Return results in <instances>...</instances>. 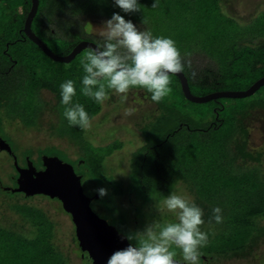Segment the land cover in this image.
Returning a JSON list of instances; mask_svg holds the SVG:
<instances>
[{
  "label": "rangeland",
  "instance_id": "1",
  "mask_svg": "<svg viewBox=\"0 0 264 264\" xmlns=\"http://www.w3.org/2000/svg\"><path fill=\"white\" fill-rule=\"evenodd\" d=\"M6 1H10L8 4L11 9L14 8L17 14L24 16V7L28 6L27 0ZM46 8L44 6L41 9V18L35 21L33 31L37 34L39 29H42V34L45 33L46 36L45 30L52 29L54 39H60L64 43L43 42L52 46L49 48L55 53L62 52L64 44L65 48L73 47L81 39L97 44L101 39L99 31L104 21L114 12L125 15L113 6L112 0H75L63 13L54 16L48 23ZM221 10L230 22L223 25L219 35L214 34L213 22L203 23L196 18L193 19V28L186 25L189 24L188 21L177 31L169 27H160L158 23L152 24L150 18H141L133 14L125 15V18L132 20L141 30L151 31L154 36L170 37L176 42L185 62L183 73L192 81L190 84L194 94L208 95L220 90H246L259 80L258 78L253 82L246 79L247 73L254 66L259 67L256 63L258 60L264 62V0H224ZM186 18L187 16L183 15V19ZM143 19L146 23H142ZM4 20L8 18L0 16V21ZM21 25L16 18L8 21L5 28L0 23V101L6 99L5 105L0 106L7 111L0 115V140L7 141L12 146L20 165L26 167L29 159L38 165L40 159L43 165L42 161L46 156L59 157L65 162L70 161L77 174L84 175L83 186L87 194L94 193L99 187L108 190L106 197L91 204L92 208L125 236L142 232L153 223L173 219L166 210L157 211L156 205L162 204L164 198L159 201L150 200L139 191L142 176L134 174V163L136 162L138 167L143 163L146 175L150 177L147 178L148 183H152L155 177L157 190L159 192L161 190V194L167 190V174L172 171L177 178L175 190L172 192L188 197L197 205L205 206V210L202 206L199 207L204 211L205 225L213 236L211 239L208 237V241L212 243L208 249L230 253L235 246L233 243H239L246 238L244 231L246 225H241L243 212L259 202L257 194L261 187L258 173L260 171L264 174V169L249 167L243 168V172L235 171L231 166L233 159H230V156L236 150L233 148L230 152L228 142L230 143L235 130L234 111L246 106L254 107L256 101L264 100V87L246 98L232 100L220 98L207 103L188 104L187 99L183 101L181 99L183 96L177 92L179 84L177 80L180 79L172 74V93L164 103L170 101L168 105L174 104L180 114L166 108L167 104L156 105L150 99H146L136 107L139 111L140 106L148 109L146 112L150 114L157 106L158 110L156 108L155 111L157 118L151 120L150 114L146 117L148 123L144 130L133 128L131 130L129 124L131 121L134 123L131 118L135 113L133 116L125 115L124 109L127 104L121 103L119 98L113 95L103 105H93L91 100L79 94V83H76L78 95L74 99L83 104L93 117L90 129L84 131L78 127H69L63 118L64 106L60 103L59 88L62 83L59 80L62 77H54L52 72L47 75L41 73L54 69L63 75L65 72L60 71V67L65 66L73 74L82 77L81 59L86 56L89 49L83 50L69 63H59L50 59L40 48V53L47 59H43L44 69L35 68L32 66L36 63L35 57L34 62L31 60L35 55L34 50H29L33 48L31 44H19L15 47L7 45L18 38L16 35ZM236 65L239 67L235 68ZM238 71L239 74H236ZM43 84H51L53 87L50 90L42 87ZM211 89L216 90L210 92ZM261 107L263 106L258 104V108L252 110L255 116L248 120L249 127H252L250 146L254 148L261 145L260 139L264 137V109H259ZM97 109L100 112L96 111ZM181 123L192 130L200 129L188 132L187 128L183 127L181 131L176 132ZM118 129L121 131L119 139L114 135ZM170 133L176 135L168 138ZM164 139L167 142L161 141ZM156 141L161 146L156 150L150 148L152 152L149 151L146 146L150 147L149 144H155ZM89 144L90 148L87 151H93L97 155L91 159L99 158L101 161L98 174L88 163L81 164L83 160H77L80 159L81 149L85 151ZM163 145L166 147H162ZM168 145H174L175 148L168 152L166 149ZM138 151L139 154L135 156ZM8 156L6 153H0V159H11ZM84 157L90 160V154ZM42 165H39L38 169L42 168ZM13 174L17 176V167L0 160V177L4 188L17 187V182L9 178ZM0 193L6 195V200L20 199L22 205H27L15 212L11 210L12 205L6 204L2 207L10 218L8 224L6 221L2 223L1 226L6 229L0 231V237L7 234L24 239L34 243L39 251L50 250L53 245L48 244L58 241L62 246H69L68 254L71 257L69 264H80L81 259L71 254L72 249H78V243L72 242L74 226L62 205L60 212L59 204L41 195L28 196L32 198L25 200L23 194L7 195L1 191ZM206 206L222 209L223 219L218 223L220 227L215 221L208 222L212 215L206 213ZM204 231L207 232V229ZM55 237H58V240ZM130 242L134 245L137 243L135 238ZM204 249L207 247L201 249V254ZM175 251L176 258L181 260L179 249ZM50 252H48L50 258L43 255L38 263H47L49 259L52 260L51 264L63 261V255ZM258 252L260 254L264 252V244ZM212 257L214 260L212 264H264L259 260V256L251 263L245 259L223 260L219 263L218 258ZM200 264L203 263L200 261Z\"/></svg>",
  "mask_w": 264,
  "mask_h": 264
},
{
  "label": "clouds",
  "instance_id": "2",
  "mask_svg": "<svg viewBox=\"0 0 264 264\" xmlns=\"http://www.w3.org/2000/svg\"><path fill=\"white\" fill-rule=\"evenodd\" d=\"M112 3L125 15L143 11L140 0H112ZM158 3L159 0H153L152 7H157ZM125 15L114 12L100 27L101 39L81 61L83 75L79 82V94L97 105H103L115 95L121 103L127 104L125 115L131 116L138 111L136 105L142 103L136 98H132L129 103L136 90L143 91L145 99L155 104L161 103L172 93L171 75L184 72L185 62L172 38L154 36L151 31L141 30ZM142 23L146 21L143 19ZM59 88L60 103L64 106L63 118L68 126L84 131L90 129L93 117L83 104L74 99L78 95L76 82L65 80ZM0 152L13 157L6 151ZM18 165L27 167L19 162ZM18 176L19 173L16 182ZM96 192L101 199L108 195L105 187L97 188ZM156 208L157 211L166 210L173 219L153 223L142 232L125 236L128 246L114 251L106 264H181V260L182 264H200L201 249L208 243V233L202 230L205 225L203 209L177 192H170ZM211 212L209 223L222 222L220 207H213ZM134 238L137 241L135 245L130 242ZM175 249H179L181 260L176 259Z\"/></svg>",
  "mask_w": 264,
  "mask_h": 264
},
{
  "label": "trees",
  "instance_id": "3",
  "mask_svg": "<svg viewBox=\"0 0 264 264\" xmlns=\"http://www.w3.org/2000/svg\"><path fill=\"white\" fill-rule=\"evenodd\" d=\"M30 1L31 0H27L28 3L26 2V4L28 6L24 7V16H23V14L22 15L17 14V10H15L14 8L11 9V7L8 4V2H10V1L4 0L3 2H0V4H1L0 5V16H2L4 18H8V20L0 21V23L5 28L7 26V22L11 21L13 18H16L17 21H20V23L22 25L18 28V33L16 35L18 38H16L12 43H10V44L8 43L7 45L9 47H15L19 44H22V45L31 44L33 48H30L29 50L30 51L34 50V54L36 55V56L34 55L31 57L32 62H34V57L36 59L35 60L36 63L35 64L33 63L32 66H34L35 68H41L42 67V69H44V66H42V64L45 62L44 60L47 59L46 56H44L42 53H40V48L35 43L30 41L26 37V35L23 31L24 21H25V19H27L26 15H28V13L31 9V2ZM74 1L75 0H39L38 12H37L36 18L34 19L33 25L36 23L35 21H39V18H41L40 12L44 6L47 7L45 15L48 17L47 18L48 23H50L54 19V16L60 15L61 13H63V11L66 10V8L70 7ZM222 2H224V0H159L157 7L153 8L152 7L153 0H140V4L142 5L143 11L139 12V13H133V15H137L141 18H150L152 24L158 23V24H160V27H162V26H164V28L169 27V28L173 29L174 31H177L180 28H183L184 23L185 22L187 23L188 21H189V24H186V25H188V27L193 28V25H194L193 19L196 18L197 20L203 21V23L213 22V26L215 28L214 34L219 35V33L222 32L223 25L228 24L230 22L229 19L225 16L223 11L221 10ZM3 4H4V7H3ZM113 6H114V4H113ZM115 8L121 12V10L119 8H117V7H115ZM3 9H5L6 11H4ZM6 12H7V14H6ZM25 13H26V15H25ZM183 15L187 16V18L185 20L183 19ZM32 28H33V26H32ZM45 31H46V36H45V33L42 34V29H39V33H37L39 38H41L45 43L55 44L54 41H60V42L64 43L60 39H54L55 34L52 32V29L48 28ZM13 34H14V30H13ZM88 41H90V40H88ZM79 42H80V40H78L74 44L73 47H69V48H67V47L65 48L66 45L64 44L63 51L62 52L57 51L56 53L66 55V54L70 53L72 51V49ZM48 47L51 48L52 46H48ZM88 51H91V50H88ZM7 53L8 52H5V54H7ZM84 58L85 57H83L81 60H84ZM38 60L40 63L38 62ZM256 63L259 64V67L254 66L252 69H250V71L247 73V78H246V79L252 80L253 82L255 80H257L258 78L260 79V77L262 78L264 76V62H261L260 60H258ZM238 67H239V65L235 66V68H238ZM60 71L65 72V74L61 75L59 73V70H54V69H49L46 72H42L41 74L47 75L49 72H52L55 75L54 77H57V78H58V76L62 77L59 80L61 82H64L65 80H68V79H72L76 83H79L78 81H80L81 77L78 75H75V73L73 74L72 71H69V69L66 68L65 66H61ZM236 74H239V71ZM177 81L179 82V80H177ZM177 86H178L177 92L182 95L179 84ZM42 87H47L48 89L51 90L53 85L43 84ZM214 90H216V89H211L209 91L212 92ZM232 98H230V99L232 100ZM2 99H4V97ZM233 99H236V98H233ZM4 100H6V99H4ZM4 100L0 101V104L2 106L5 105ZM255 103H256V106H254V107L253 106H249V107L246 106L245 108H243L241 110H236L233 113V119L235 120L236 124L233 126L235 129L233 131L234 134L230 140V143L228 142V145H230V147H229L230 152L232 151L233 148L236 150V151H234V152H236V154L234 155V152H232L233 154H232V156H230V159H233L232 162H234V163L231 162L232 168H234V170L238 171V172H243V170H242L243 168H249V167H257L259 169L262 167L264 169V137L260 139L261 145L259 147L254 148V147L250 146L252 127H249L248 120L251 117H253L254 114H253L252 110H254L256 107L258 108V104H261L263 106L259 109H264V100H258ZM92 104L97 105L93 101H92ZM0 108H1L0 115H2L1 113L7 112L4 107L0 106ZM99 109H97L96 111H99ZM0 118H1V116H0ZM251 122L253 123V121H251ZM216 129L217 128H215L214 130L216 131ZM64 138H66V137H64ZM164 140H161V141L167 142V140H165V141ZM165 144H167V143H165ZM164 146L166 147V145H163L162 147H164ZM89 148H90V144L85 147V151H83L81 149L80 159H77V160H83V162H82L83 164L88 163L91 166V169L96 174H98L99 173L98 171L101 168L100 164H99V163H101V161L99 160V158L91 159L92 157L97 156V155H95V153L93 151H87ZM174 148H175L174 145H171V146L168 145L166 149L168 150V152H170ZM156 149H158V147ZM87 154L88 155L90 154V160L84 157ZM214 155H216V154H214ZM0 160L3 161V163H5L7 165L14 166V162H13L14 160L13 159H0ZM33 162H34V165L36 167H38L39 165H42L40 159H39V162H40L39 165L37 163H35L34 160H33ZM136 165H135L134 174H137V176H142V178L140 179V184H139L138 189H139V191L143 192L145 194V196H147V199L159 201V200H162L164 197H166L170 192L175 190L174 186L177 182V178L175 177L174 172L171 171V173L167 174L168 175L167 190L165 192H162V194H161V190L159 192L157 190V187H156L157 181L154 180L156 178L153 177L154 178V179L152 178L153 182L148 183L147 178H150V177H149V175H146L147 171L145 170L144 172H140L138 165L137 166ZM4 168H7V166L6 167L4 166ZM2 172H4V171H2ZM169 172H170V170H169ZM82 176L84 178V175H82ZM3 177H5V176H3ZM9 178L11 180H14V182H16L15 174L11 175V177H9ZM258 181H259L260 187H261L259 194H257V196L259 195V198H258L259 202L256 205L250 206L246 211L243 212L244 217L242 219L243 223L241 225H246L245 229H244L245 234H246V238L239 243H237V242L233 243V246H234V244H235V246L231 249L232 251L230 253H225V251H217L215 249H210V248L208 249V247L212 244L210 241H208L207 246H206L207 249L202 250V253L205 254L207 257H211V262H214V260L212 259L213 258L212 256H215L216 258H218L219 263H221V261H223V260H230V259L231 260H233V259L234 260L245 259V261L251 263L258 256H259V260L261 262H264V252H262V254H260L258 252L259 249L261 248V246L264 244V174L260 171L258 173ZM1 183H2V180L0 177V184ZM146 184H149L148 187H144ZM4 187H5L4 184L0 185V191L2 193H5L7 195L19 194V193H14L10 190H6ZM96 193L97 192L95 190V192L91 193V195L96 194ZM260 195H261V198H260ZM41 196H44V195H41ZM44 197L50 198L48 196H44ZM6 198H7L6 195H3L0 193V217H1L0 218V231H5L6 227H4V226L2 227L1 225H3L2 223H4L5 221H6V224H8V221H9L8 219L10 218L9 215L6 214L7 212L2 209L3 206H5L6 204L12 205L11 210L14 212L20 211L21 208L27 206L26 204L22 205V202L20 201V199H16V200L12 201V200H8V199L6 200ZM31 198L32 197H28V196L23 195V199H25V200H28ZM50 199L53 200L52 202H56L57 204H59V206H60L59 209L61 212L62 203L58 199H52V198H50ZM99 199H100V197H99ZM12 202H14V203H12ZM198 206H202V205L198 204ZM202 207L205 210V206H202ZM211 209H212V207H207L206 213L209 215H212ZM68 216H69V214H68ZM70 219H71V217H70ZM232 223H234V220H232ZM72 224L74 226L73 222H72ZM217 226L220 227L219 224ZM207 227L208 226H206V225L202 226V228L204 230L207 229L208 237H210V239H211V237H213L212 232L209 231ZM33 229H35V225H33ZM72 229H73L72 242L79 244V241H78L77 235H76L75 226ZM55 238H56V240H58V237H55ZM48 239H49V242H51V240H50L51 237H49ZM59 244L60 243L58 241H55L53 243H49L48 245H53L50 250L46 248L47 251H45V249L43 251H41V250L39 251V249L35 246L34 243H30L29 241H26L24 239L12 237V236L6 234V235L0 237V264H39L38 261H39V259L43 258V255L49 257V255H48L49 251H51L50 253H55V255H63V257H64L62 259L63 261H61L59 264H69V261H70L69 258H71L70 255L68 254V250H69L68 247L69 246L68 245L62 246L60 244L62 246L61 247ZM71 254H73V255L75 254V257L77 259H79V258L81 259L80 264H93L92 259L88 255V252L84 253L81 250V248L79 247V245H78L77 250H73V249L71 250ZM83 254H84V256H83ZM51 261L49 259V261L47 263H43V264H51Z\"/></svg>",
  "mask_w": 264,
  "mask_h": 264
},
{
  "label": "water",
  "instance_id": "4",
  "mask_svg": "<svg viewBox=\"0 0 264 264\" xmlns=\"http://www.w3.org/2000/svg\"><path fill=\"white\" fill-rule=\"evenodd\" d=\"M38 7L39 0H31V9L28 18L25 20L23 31L50 59L55 62L69 63L83 50H93L96 47V43L83 40L68 55H59L52 51L32 30ZM174 75L180 79L185 98L197 104L220 98L250 97L264 87L263 76L246 90L217 91L208 95L197 96L191 92L188 79L183 72ZM0 150L13 155L14 165L19 173L17 187L5 189L14 193H24L26 196L44 195L58 199L64 210L73 219L81 250L84 253H89L93 264H106L107 258L114 251L127 247L129 242L124 238L125 235L120 234L116 227L110 225L107 220L93 211L91 206L93 198L85 193L83 178L76 173L74 165L59 157L46 156L42 161L41 170H38L30 159L27 167L22 168L18 165L17 157L9 143L0 140ZM95 198H98V195Z\"/></svg>",
  "mask_w": 264,
  "mask_h": 264
},
{
  "label": "flooded vegetation",
  "instance_id": "5",
  "mask_svg": "<svg viewBox=\"0 0 264 264\" xmlns=\"http://www.w3.org/2000/svg\"><path fill=\"white\" fill-rule=\"evenodd\" d=\"M82 40H86V39H81L80 41H82ZM188 79V78H187ZM188 82H189V86H190V89H191V92H192V88H191V84H190V82H192L190 79H188ZM179 86H180V89H181V92H182V100L183 99H186L185 98V96H184V94H183V91H182V87H181V82H180V80H179ZM193 93V92H192ZM145 93H143L141 90H136V92H135V96L134 97H132V98H135V97H138L139 99H141V101H142V103L143 102H145L146 101V99H145V95H144ZM193 95H199V94H194L193 93ZM132 98H130V100L132 99ZM167 99V98H166ZM177 100H178V98H176ZM169 100V99H168ZM184 101V100H183ZM188 101V100H187ZM217 102H219V101H217ZM164 101H162L160 104H162L163 106H165L166 104H167V106H166V108H171V109H173L174 111H176L178 114H180V112L178 111V110H176V108L174 107V104H172L171 106H169L168 105V103L170 104V101L168 102V103H164ZM190 103H194V102H190V101H188V104H190ZM195 104H197V103H195ZM157 105V104H156ZM141 110L139 111L138 110V113L139 114H137L136 115V113H135V116H133L131 119L134 121V123L131 121V123L129 124V129H131L132 130V128L133 129H143L144 130V128L146 127V123H148V121L146 122V117L147 116H149L150 114H151V120H153L154 118L156 119L157 118V116H156V114H155V111H156V108H157V106H156V108H155V110H151L150 112V114L149 113H147L146 112V110H148V109H143V107L141 108V106L139 107ZM157 110H158V108H157ZM100 112V111H99ZM120 115H118V117H119ZM137 116V117H136ZM120 118V117H119ZM153 118V119H152ZM182 124V123H181ZM183 127H185V128H187L186 130L189 132H193V131H195V130H198V129H196V128H194L193 130H192V128L190 129V127H188V126H185V125H180V126H178L177 127V130H176V132H178V131H181L182 130V128ZM200 129V128H199ZM120 133H121V131H120V129H118V130H116L115 131V133H114V135L119 139V135H120ZM170 135V136H169ZM168 136H169V138L172 136V137H174L176 134L175 133H170ZM165 141V140H164ZM158 144V142L156 141L155 142V144H149V145H151L150 147H148V146H146L147 147V149H152L153 148V150L155 149L156 150V148L157 147H159V146H161V145H157ZM144 148V147H143ZM141 150V149H140ZM149 151H151V150H149ZM139 152L140 151H138V152H136L137 154L135 155V156H137L138 154H139ZM0 153H2V152H0ZM151 153V152H150ZM149 153V154H150ZM8 157H10V156H8ZM11 159H13V157L11 156ZM137 163L135 162L134 163V168H135V165H136ZM137 166V165H136ZM23 167H25V166H23ZM38 168V167H37ZM41 169V168H40ZM40 169H38V170H40ZM139 171L140 172H144L145 171V169H144V166H143V163L139 166ZM96 195H97V193L96 194H93V195H91V194H88V196L89 197H91V198H93V200H92V203L94 202V201H96V200H98L99 199V196H98V198H95L96 197ZM91 203V204H92ZM101 217V216H100ZM102 218H104V217H102ZM104 219H106V218H104ZM108 222V221H107ZM109 223V222H108ZM110 224V223H109ZM111 225V224H110ZM128 246V245H127ZM88 255H89V253H88ZM177 260H180V259H178V258H176ZM200 261H201V263H203V264H212L213 262H211V257H207L205 254H201V258H200ZM181 264H182V260H181Z\"/></svg>",
  "mask_w": 264,
  "mask_h": 264
}]
</instances>
